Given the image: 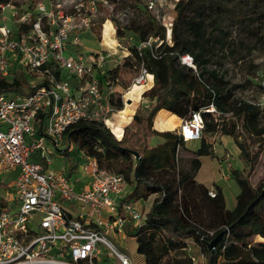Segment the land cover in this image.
I'll return each mask as SVG.
<instances>
[{"label": "trees", "instance_id": "1", "mask_svg": "<svg viewBox=\"0 0 264 264\" xmlns=\"http://www.w3.org/2000/svg\"><path fill=\"white\" fill-rule=\"evenodd\" d=\"M127 2L133 12L142 16L143 22L133 19L122 27L114 22L117 37L129 40L131 56L128 54L125 59L153 74V85L143 94L152 107L145 116L135 113L119 140L100 120H78L64 131L66 143L63 148H57V153L69 154L73 146L76 148L73 158L84 155L94 158L100 167L121 173L128 184L134 181L126 200L159 195L143 214L140 225L126 227L127 235L135 236L137 253L143 256L145 264H194L191 255L185 251L191 243L198 245L209 258L207 244L220 231H224V235L214 250L212 264H264V197L246 210L264 186L263 182L254 187L249 180L260 144L264 141V108L235 98L232 89L227 88L215 71L205 70L213 56L228 49L223 29L225 20L234 16L238 23L264 26V0H176L170 45L164 42V27L146 6H141V0ZM6 3L11 0H0V14L2 4ZM34 13L35 10L22 17L31 20ZM14 21V26L20 29L25 24L20 17L15 16ZM257 30L260 29L249 31L252 37L259 34ZM126 34L136 35L137 40ZM149 37L163 40L155 50L158 57L152 56L150 47H139V43ZM227 51L235 56V60L242 58L230 47ZM182 53L193 56L202 75H197L192 67L177 63V57ZM257 69L251 81L247 79L241 84L243 88L250 83L257 92L254 81ZM53 72L56 78L63 77L57 70ZM98 78L103 91H107L118 80L119 67L99 74ZM26 82L22 76L9 79L0 75V93L18 91L23 94ZM151 83L149 74L147 84L132 85L123 95L124 106L117 89L114 92L117 94L108 95L113 109H122V120L114 118L107 122L117 137L121 136L123 126L134 113L141 93ZM210 103L214 105L216 115L203 110ZM193 110H200L203 128L196 140V149L190 151L186 148L189 141L177 134V126L179 118L187 117ZM156 112L154 125L160 132L150 129V120ZM217 135L233 138L244 164L242 170L233 171L240 191L231 209L225 206L220 186L207 187L195 178L201 167V157L214 154ZM154 136L160 140L151 146L150 140ZM180 151L187 152L188 157H179ZM75 169L76 165L70 164L62 170L70 177ZM147 180H152L151 184ZM210 189L215 191L214 196H210ZM256 236L261 239L252 240Z\"/></svg>", "mask_w": 264, "mask_h": 264}, {"label": "built area", "instance_id": "2", "mask_svg": "<svg viewBox=\"0 0 264 264\" xmlns=\"http://www.w3.org/2000/svg\"><path fill=\"white\" fill-rule=\"evenodd\" d=\"M100 4L107 6L109 0H40L31 20L20 18L22 29L0 18V75L21 76L13 71L17 63L42 78L28 81L23 94L0 93V264H95L104 251L120 264H131L108 237L124 238L128 225L143 220L134 202L126 200L125 177L84 155L80 173L89 182L77 189L65 170L49 167L68 126L81 119L108 125L116 111L108 99L115 89L110 85L103 91L98 78L112 52L65 54L69 45L81 44L80 34L91 28ZM145 6L164 27V42L170 45L173 16L161 13V0H146ZM162 42L149 37L139 47H150L158 57L155 50ZM178 60L195 67L189 53ZM55 70L60 76L65 70V77L56 78ZM139 70L132 83L146 82L150 74L152 86L153 74ZM69 76L77 81L75 88ZM254 81L259 96L248 101L264 108V70L257 69ZM203 110L217 113L212 103ZM202 128L201 112L193 110L180 119L177 134L184 141L198 140Z\"/></svg>", "mask_w": 264, "mask_h": 264}, {"label": "rangeland", "instance_id": "3", "mask_svg": "<svg viewBox=\"0 0 264 264\" xmlns=\"http://www.w3.org/2000/svg\"><path fill=\"white\" fill-rule=\"evenodd\" d=\"M38 1L40 0H34V2L31 0H11V3L2 4L3 9L1 16H4L7 24L12 27L14 26V15L12 16L11 12L15 10V16L20 18H22V15L28 16L34 11V7ZM175 1L176 0H161V13L168 14L170 16L173 15ZM145 2L146 0H141L142 7H145ZM132 10L133 9H131L128 5L127 0H109V5L107 6L100 4L98 12L93 19L94 23H92L91 28L80 34L81 44L69 45L65 51V54L68 55L79 52L89 54L109 49L112 52V56L105 64L102 75L111 68L117 66L119 67V78L117 81H114L113 89H117V93H121V96L124 95L125 91L131 86L134 78L139 75L140 71V68L136 66L134 61L125 59V56L128 54L131 56L128 49L130 43L127 39L122 40L117 37L115 26V23H118L122 27L133 19L138 23H142V16L137 15V13ZM106 18L108 19V22L112 24L111 31L108 33L109 35H107V38L103 35L105 23L102 25V22H104ZM246 24L248 26H246ZM259 24L261 23H238L235 21L234 16H229L223 23L228 49H225L226 51L223 50L221 53L213 56L205 69L208 71H215V73L222 78V81H224L227 88L232 89L231 91L235 98L256 101L259 96L252 84L248 83L246 88L241 86V84H243L247 79L251 81L256 67L264 70V26L260 27ZM255 28L260 29L259 31L257 30V33L259 34L252 37L249 31ZM130 35L133 37L134 41L137 40L136 35L126 34V37ZM229 47L235 50L236 55L242 58H237V60H235V56L232 53L230 55L227 51L229 50ZM177 63L179 65H183L179 62L178 57ZM13 69L18 71V73L20 71L22 78L27 81L38 80L37 82H39L42 80V78H37L39 77V74L31 73V75L19 66V64H14ZM192 69L197 75H202V71L198 69L196 65L195 67H192ZM63 74L66 75L65 70L63 71ZM18 75L19 74H16V76ZM205 75H207V73ZM68 78L72 79V76H69ZM24 86L27 88L28 82H26ZM151 87L152 86L145 89L141 93L134 113L131 115L130 120L123 126L120 137H117L112 132L109 125H106L117 140L122 138L125 128L129 126L135 113L145 116L150 111L152 103H150L151 101L148 102V98H144L143 94ZM125 102L126 100L123 98V106ZM156 114L157 112L150 120V129L160 132V130L154 125ZM114 118L118 121L122 120L121 113L115 114L112 120ZM158 140H160V138L154 136L150 140V145L152 146ZM65 143L66 138L62 140L59 148H63ZM197 144L198 142L196 140H190L187 143L186 148L193 151L196 149ZM75 150L76 148L72 146L69 150V154H61V158L59 156L60 152H53L49 167L55 170H62L66 169L70 164H73L76 165L77 168V172L75 173L80 174V171H82L80 163L81 159L78 156L73 158ZM180 155L188 157L187 152L185 153L180 151L179 157ZM201 163V168L198 171L196 178L207 185L220 186L224 195L226 208H233L236 201V195L240 191L239 185L234 179L233 171L235 169L242 170L244 166L243 161L239 157L238 146L234 142L233 138L229 135H222L221 140L219 141L218 139L214 145V154L212 156H202ZM83 178L86 179L87 176L84 175ZM70 180L73 182V177H71ZM249 180L251 185L254 187L264 182V141L260 144L259 156L255 164L254 171L249 176ZM151 181L152 180H147V183L151 184ZM133 183L134 181H131L128 184L130 186V190L133 187ZM75 187H77V185H75ZM157 196L159 195L151 194L148 197H140L139 199L134 198L132 201L134 202L136 208L144 214L148 211L153 199ZM108 237L112 243L128 257L131 264H145L143 256L137 253V241L135 236L127 235L125 232L124 238H114L111 235H108ZM260 239L261 238L258 236L252 238V240ZM185 251L195 258L194 264L208 263V256L202 253L198 245L191 243ZM95 264H120V262L117 259L108 257L104 251V253L98 255V258L95 260Z\"/></svg>", "mask_w": 264, "mask_h": 264}, {"label": "crops", "instance_id": "4", "mask_svg": "<svg viewBox=\"0 0 264 264\" xmlns=\"http://www.w3.org/2000/svg\"><path fill=\"white\" fill-rule=\"evenodd\" d=\"M13 6V5H12ZM12 11V10H11ZM11 13H13V11L11 12ZM13 16V15H12ZM2 16H1V14H0V18H1ZM4 17V16H3ZM14 16H13V23H15V21H14ZM16 65H17V63H15ZM13 67H14V65H13ZM13 71H15V72H18V71H16L15 69H13ZM20 72V71H19ZM62 76L63 77H65V75L62 73ZM73 78V77H72ZM10 79V78H9ZM69 79V78H68ZM70 80V83H71V85L75 88V86H77V81L73 78V79H69ZM179 119H181V118H179ZM178 127V126H177ZM222 137V136H221ZM221 137L219 138V141L221 140ZM58 152V151H57ZM59 156H60V158H61V154H59ZM202 164V163H201ZM201 168V167H200ZM77 170V168L73 171V173L71 174V176H70V178L71 177H73V182H74V184L75 185H77V189H79V188H84V187H86L87 185H88V182H89V177L87 176V178L85 179V178H83L84 177V175L82 174V173H80V174H76L75 172H77L76 171ZM200 170V169H199ZM198 170V171H199ZM197 174H198V172H197ZM197 174H196V176H197ZM196 178V177H195ZM196 180L198 181V182H201V183H203L202 181H199L197 178H196ZM205 186H207V187H212L213 185H207V184H205V183H203ZM189 247V246H188ZM187 247V248H188ZM186 248V249H187Z\"/></svg>", "mask_w": 264, "mask_h": 264}, {"label": "water", "instance_id": "5", "mask_svg": "<svg viewBox=\"0 0 264 264\" xmlns=\"http://www.w3.org/2000/svg\"><path fill=\"white\" fill-rule=\"evenodd\" d=\"M261 197H264V186L262 187L259 195L247 206L246 210L251 208L256 201H258ZM224 235V231H220L210 242L207 244V249L210 252V257H209V264H212V255L214 253V250L217 246V244L220 242L222 236Z\"/></svg>", "mask_w": 264, "mask_h": 264}, {"label": "bare ground", "instance_id": "6", "mask_svg": "<svg viewBox=\"0 0 264 264\" xmlns=\"http://www.w3.org/2000/svg\"><path fill=\"white\" fill-rule=\"evenodd\" d=\"M111 25L112 24H110V22H108V21H106L105 22V25H104V28H103V35H104V37L105 38H107L108 36V33L111 31ZM103 46V45H102ZM126 53V52H125ZM148 83V76H147V81L146 82H141V83H138V82H135V83H132L131 84V86L127 89V90H129L131 87H132V85H135V84H137V85H145V84H147ZM126 90V91H127ZM125 91V92H126ZM123 108V107H122ZM122 110V109H121ZM121 110L120 111H117L115 114H117V113H120L121 112ZM114 114V115H115ZM186 250V249H185Z\"/></svg>", "mask_w": 264, "mask_h": 264}]
</instances>
